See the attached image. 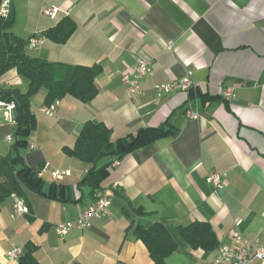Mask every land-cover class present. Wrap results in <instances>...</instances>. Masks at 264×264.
<instances>
[{"label":"crops","instance_id":"obj_1","mask_svg":"<svg viewBox=\"0 0 264 264\" xmlns=\"http://www.w3.org/2000/svg\"><path fill=\"white\" fill-rule=\"evenodd\" d=\"M45 6L59 8V16H45ZM11 9L13 32L39 41L28 47L31 57L99 65L102 72L95 99L85 103L67 96L53 116L45 111L46 90L32 97L37 126L20 153L44 184L41 193L24 186L32 221L15 212L13 198L2 204L0 264H19L7 252L26 251L29 244L37 247L40 264H153L135 229L155 223L165 225L178 243L167 264H214L221 247L231 242L237 219L247 239L264 247V0H12ZM66 17L77 24L67 43L43 37ZM139 60L151 63L153 74L142 79L139 92L129 94L123 77L135 76ZM189 72L194 91L222 97L234 87L235 99L202 104L190 98L191 90L157 97L156 85ZM0 86L26 93L29 82L11 70ZM195 111L199 118L189 119ZM90 121L111 129L113 142L166 122L178 134L111 166L102 191L112 205L86 229L78 220L94 203L93 189L82 183L90 166L67 156L64 148L75 146ZM17 127L0 113V156L11 153ZM58 171L71 174L56 180ZM214 172L223 176L220 191L206 182ZM194 222L211 225L218 248L194 250L181 238L179 228ZM67 223L73 227L59 235L57 226Z\"/></svg>","mask_w":264,"mask_h":264},{"label":"trees","instance_id":"obj_2","mask_svg":"<svg viewBox=\"0 0 264 264\" xmlns=\"http://www.w3.org/2000/svg\"><path fill=\"white\" fill-rule=\"evenodd\" d=\"M15 23L16 17L12 9L8 17L0 15V78L7 72L16 70L19 76L29 82V89L23 93L19 89L0 86V100L16 104L15 121L18 125L11 153L0 156V208L13 196L19 197L24 200L29 211L26 215L32 221V212L25 199L24 186L41 193L44 182L26 164L20 153V148L26 145L27 137L37 126V119L31 109V99L44 89L47 92L46 106H51L67 96L88 103L99 93L95 80L102 69L99 65L72 66L31 57L27 49L32 38L25 39L15 34L13 32ZM76 30L77 24L66 17L55 27L45 31L43 37L56 44H65ZM189 93L192 100L198 98L202 104L223 99L193 89ZM177 134L178 129L170 122H166L158 127L142 128L135 135L113 142L111 129L103 123L90 121L85 124L75 146L65 147L64 152L67 156L90 166L82 183L93 189L95 200L96 192L104 190L102 184L108 178L114 161L121 160L131 152L162 138L175 137ZM105 159L110 161L101 165ZM55 190L56 186L51 191L52 197H55ZM138 212L143 214L141 210ZM179 233L194 250L211 251L219 247L215 231L209 223L194 222L188 227L179 228ZM135 234L147 247L153 264H167V258L178 248L177 241L162 223H155L150 228L138 225ZM36 251V246L27 245L26 251L19 258V264H40L35 257Z\"/></svg>","mask_w":264,"mask_h":264},{"label":"built area","instance_id":"obj_3","mask_svg":"<svg viewBox=\"0 0 264 264\" xmlns=\"http://www.w3.org/2000/svg\"><path fill=\"white\" fill-rule=\"evenodd\" d=\"M11 5L12 0H0V15L8 17L11 11ZM42 13L47 17L55 19L59 16L60 10L54 6H45L42 9ZM38 42V40L33 39L31 41V46L35 47ZM152 74L153 70L151 63L139 60L135 76L131 77L130 75H125L123 77L128 93L135 94L139 92L142 79L146 76H152ZM194 86L195 83L192 78V73L189 72L183 79L175 80L167 84L156 85L155 91L158 98H163L173 92H189ZM235 97L234 87H228L222 91V98L227 102L233 101ZM58 105L59 101L51 106H47L45 109L46 113L50 116L55 115ZM15 112L16 104L14 102L0 100V113H2L8 120H15ZM188 118L197 120L199 118V112H189ZM9 139L11 140L12 138L9 137ZM119 165L120 160H116L112 164V167L116 168ZM70 174L69 171H58L55 173L54 177L56 180H61ZM206 182L215 191H220L224 187L223 176L220 173L214 172L209 174L206 178ZM13 200L14 209L17 214H27L29 212L23 199L13 196ZM111 205L112 197L105 191H97L94 203L79 217L78 225L86 229L90 228L92 218L106 216ZM72 227V223L60 224L57 226L56 230L59 235H65ZM23 253L24 251L21 248L15 247L7 252V257L10 260H19ZM225 262L230 264H264V247L258 242H251L247 239L242 231V221L239 219L235 221V230L231 235V242L221 247L214 264H222Z\"/></svg>","mask_w":264,"mask_h":264},{"label":"water","instance_id":"obj_4","mask_svg":"<svg viewBox=\"0 0 264 264\" xmlns=\"http://www.w3.org/2000/svg\"><path fill=\"white\" fill-rule=\"evenodd\" d=\"M14 115H15V118H16V116H17V112H15Z\"/></svg>","mask_w":264,"mask_h":264}]
</instances>
